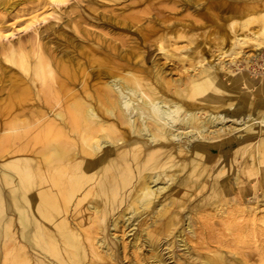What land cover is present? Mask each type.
Returning a JSON list of instances; mask_svg holds the SVG:
<instances>
[{
    "label": "bare ground",
    "instance_id": "obj_1",
    "mask_svg": "<svg viewBox=\"0 0 264 264\" xmlns=\"http://www.w3.org/2000/svg\"><path fill=\"white\" fill-rule=\"evenodd\" d=\"M216 3L205 7L207 19L224 27L216 61L211 51L180 52L192 49V39L186 46L168 32L156 39L184 75L155 61L148 73L130 63L111 68L87 52L99 70L91 76L38 46L33 61L7 54L33 74V86L15 85L0 99V264H119L129 250L136 258L127 264H168L165 249L182 264H234L222 249L226 242L200 251L184 237L187 230L198 238L194 220L202 211L226 219L232 207L235 216L245 211L246 239L249 231L264 237V209L254 202L258 192L264 197V95L261 102L251 97L264 94V76L252 84L230 69L264 51V3L232 7L222 19L214 12L222 1ZM254 17L257 29L249 26ZM230 88L237 93L226 99ZM36 97L47 107L30 115L25 106ZM246 171L255 182L243 191ZM250 194L249 204L242 198ZM205 237L210 245L211 233Z\"/></svg>",
    "mask_w": 264,
    "mask_h": 264
},
{
    "label": "rangeland",
    "instance_id": "obj_2",
    "mask_svg": "<svg viewBox=\"0 0 264 264\" xmlns=\"http://www.w3.org/2000/svg\"><path fill=\"white\" fill-rule=\"evenodd\" d=\"M217 1H222V3L219 4V7L214 12L219 14L220 19H222L223 16L230 14L232 7L247 6L254 0H0V32L7 31L8 33L7 37H0V99L5 97L15 85L31 84L33 86L31 81L33 74L26 73L25 68L22 69L19 63L14 64L7 60V54L12 50H14L15 55L25 53L28 55L29 60L33 61L36 58L34 49L38 46L40 51L52 60L63 62L76 70L78 68H86L87 72L90 71L91 76L92 74L95 75V72L99 70L89 66L91 62L88 59L87 52H91L111 68L130 63L132 66H136L137 69L148 73V67L155 61L164 66L165 70L168 69L167 71L170 68H173L175 72L178 71L175 76L177 74L184 75L187 71H184V68L181 70L180 63L174 64L172 61L170 63L168 59L164 58L165 52L161 51L157 46L156 39L168 32L169 35L166 37L175 36L177 38L175 41L181 46H186L188 41L192 39L191 47L194 50L195 48L199 50L200 57L201 53L211 51L212 58L210 57V59L216 61L219 49L223 45L221 42L223 40L222 31L224 27L219 25L218 22H211L207 19L205 7L211 2L217 4ZM258 1L264 3V0ZM255 19L257 20L258 18L254 17L251 19L253 21L249 24L251 29L258 28V23ZM192 49L188 46L179 51L183 54L196 52L193 55L196 54L197 57L198 50L194 51ZM246 50H250L248 52L250 54L254 52L252 47L249 46L246 47ZM140 58L145 63L138 62ZM189 64H186V66L188 67ZM233 64H231L230 68L233 77H239L240 74V76L247 75L248 80L252 84H256L260 81V77L264 76V51L260 57L253 56L249 65L244 59L238 60L237 63L234 62ZM101 69L104 68L102 67ZM179 70L184 71L183 74ZM246 90L247 93H250L248 88ZM229 92L237 93V89L230 88L226 92V99L229 98ZM261 95H264L263 92L252 93L251 97L261 102L259 98ZM236 101H238V98L234 100V102ZM25 107V111L28 114L37 115L40 110H45L47 106H43L41 99L36 97L34 106ZM245 112L250 111L246 109ZM258 140L259 137L254 142ZM230 149V147H227L225 150L229 151ZM250 162L251 158L247 157V163L249 164ZM246 175L247 171L244 172L243 191L246 187L250 189L255 182ZM254 176L260 182H263L261 172H257ZM237 193L241 196V192L238 191ZM252 196L254 195H244L242 199L250 204L252 202L249 198ZM255 197L257 198H255L254 202L255 204H260L258 208L260 212L264 209V206L260 203L264 197L261 192H258ZM244 208L243 204V210ZM184 213L181 211L179 219H182L181 216H184ZM211 213L212 215L209 216L208 211H202L194 220L195 230L199 234L198 238L190 236L188 231L185 230L184 237L189 245L192 248H198L200 251H206L208 248L213 249V247L218 246V241L226 242L222 249L228 252L232 263L258 264L259 260L256 254L259 248H257L256 244L260 245L263 248L261 249L262 252H264V237H252L254 235L252 231H249L251 235L247 232L249 233L248 240L245 238L246 236L244 235L247 234L243 233L244 231L241 229L242 225L248 222L245 211L241 212V215L235 216L232 214L234 213V208L232 207L230 208L231 216H229L230 218L226 217V219L217 216L215 212ZM222 220H228L233 223L232 229L228 230ZM185 224V222H181L179 227L181 226V229H185ZM211 224L213 227L210 226ZM262 225L264 228V224ZM204 232L206 233L204 234ZM210 233L213 239L208 238L210 239L209 245L207 240H205L207 239L205 236L207 234L209 237ZM262 233H264V229ZM165 247L166 245H164ZM225 247L230 248L231 251ZM164 251L168 264L183 263V259L175 255V253L172 254V259L170 254L167 253L168 249ZM174 251H177L176 253L180 255H183L184 252L183 247H175ZM132 255L130 250L127 259L123 254L120 255L119 264H127L131 259L135 262L136 257Z\"/></svg>",
    "mask_w": 264,
    "mask_h": 264
}]
</instances>
